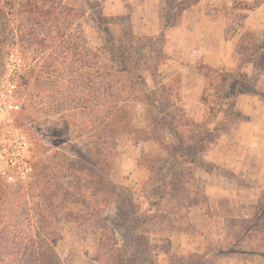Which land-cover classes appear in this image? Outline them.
I'll list each match as a JSON object with an SVG mask.
<instances>
[{
  "label": "rangeland",
  "instance_id": "rangeland-1",
  "mask_svg": "<svg viewBox=\"0 0 264 264\" xmlns=\"http://www.w3.org/2000/svg\"><path fill=\"white\" fill-rule=\"evenodd\" d=\"M27 1L0 0L1 6L12 7V31L0 67V191L6 195L0 227L9 231L11 242L10 232L15 229L19 236L15 239L21 242L29 233L41 235L62 264H113L117 253L130 243L132 227L118 212L125 202L108 187L97 193L96 186L85 195L75 187V174L93 175L97 184L121 189L139 210L166 218L162 224L160 219L152 224L145 236L152 264H264L262 227L245 237L241 247L234 242L240 231L237 220L259 221L264 205V74L259 84L243 87L237 96L236 101L241 96L246 99L243 105L250 113L226 117L239 81L238 67L215 68L232 74L222 81L207 65L196 62L191 68L184 63L175 42L167 50L162 38L130 46L132 36L148 37L133 33L131 18L105 22L98 17L102 3L90 1L85 10L81 0L62 1L85 13L80 23L88 48L98 58L93 67L73 65L70 60L61 64L63 55L57 50L58 63L51 64L52 54L29 44L24 47L18 38V31L24 29L21 5ZM215 1L219 7L208 8V14L226 13V24L246 16L239 19L237 31L226 37L233 41L240 63L242 48L264 41V31L262 35L245 27L256 9L247 11L242 4L254 0H236L229 6L228 0ZM176 5L178 0H161V14ZM132 10L137 12L129 8L125 16ZM138 26L137 32L144 31ZM115 52L125 53V59ZM248 66L242 65V74ZM91 83L105 99L117 96L127 101L117 115L115 144L98 148L101 154H94L97 148L88 137L91 126L81 108L89 98L78 102L62 98L59 92L72 85L84 89ZM209 132L213 141L198 158L195 176L201 187L193 195L194 207L179 211L176 201L160 199L162 171L152 174L143 161L161 153L160 143L176 151L177 133L189 145L195 140L192 146H197ZM241 161L246 166L232 170ZM191 256L195 263L188 259Z\"/></svg>",
  "mask_w": 264,
  "mask_h": 264
},
{
  "label": "trees",
  "instance_id": "trees-1",
  "mask_svg": "<svg viewBox=\"0 0 264 264\" xmlns=\"http://www.w3.org/2000/svg\"><path fill=\"white\" fill-rule=\"evenodd\" d=\"M184 1L185 0H178V5L172 7L171 11H166V13L163 14L166 30L175 25L176 21L186 9L196 5L200 0H194L186 7H181L184 4ZM81 2L86 10L90 1L81 0ZM263 3L264 0H254L252 3L242 4V6L245 10L252 11L260 7ZM21 7L24 22L20 27L23 26L24 29L18 31V38L20 36V43L24 47L26 44H29L32 47L36 46L43 54H52V57L50 58L51 64L58 63L55 57V52L58 50L60 52L59 54L63 55V61L61 64H66V60H70L73 65L88 63L89 66L93 67L98 55L96 51H92L88 48V41L80 23L85 15L82 10L66 6L63 4L62 0H28L26 3L22 4ZM10 8L12 9V7ZM10 8H8V10L6 7L0 5V67L2 64V53L8 44L12 31ZM98 17L108 23H115L124 18L130 19V15H127L128 18L126 16H105L103 8H101ZM235 18H237L236 23L234 21L232 24H229L228 20L225 31L226 37H229L231 33L234 34L237 31L235 29L238 25L237 23L239 19L244 20L246 16L239 15ZM230 19L232 20L231 17ZM233 20L235 19L233 18ZM160 38L161 37L134 38L132 36L130 39V46L137 43L136 41L146 42L150 40L151 42H155ZM115 53L118 55V58L122 57L123 60L125 59V53ZM244 64L253 66L254 75L252 77L242 74L241 68ZM210 70L212 73H217L222 81L232 76L231 73L222 74L219 71H216V69L211 68ZM236 72L239 75V81L236 84L232 96L233 99H231V103L229 104V113L226 117L231 114H238L236 100L237 96L241 93V89L243 87H254L257 76L264 74V41L262 43L247 45L245 49H241V59ZM79 88L72 85L67 87V91L61 89L59 92L63 93L62 98H65L66 96L65 99H78V102L83 98H89L86 102V106H81V108L84 110V114L87 117H85V120L88 121V124L91 126V135L88 134V137L92 147L97 148L94 154H101L100 149L98 148L105 149L109 146L112 147L115 144V123L117 115L122 108L121 105L125 104L127 101L121 100L117 96L112 97L113 99H105L106 95L93 83L87 85L84 89L82 85L79 86ZM55 90H58V88L56 87ZM199 126L204 127L206 125L202 124ZM212 134V132L207 133L203 138L197 141V146H192L195 140H191V145H189L188 140H181V136H178L177 133L176 140L178 142V149L176 151L171 150L170 148L165 147L163 143H160L162 149L161 153L153 156L149 161H143L144 166L152 174H155L157 170L162 171V174L158 179L160 199L169 197L176 201L177 210L179 211H190L194 207V204L192 203L193 195L196 193L195 191L197 188L200 189L201 187V183L195 176L196 170L199 166L198 158L205 153L208 145L212 143ZM156 141H158V139H156ZM88 161L94 165L92 158H89ZM161 162L165 164L160 167L159 164ZM99 163L101 162L99 161ZM175 166H177L178 169H175ZM105 167L104 164V166H102V172L105 171ZM75 178L77 179L75 187L81 190L82 195L93 190L96 186H98L95 191L97 193L100 191V188L106 190V187H108V190L112 191V194H116L118 199L125 202L122 204L123 206L120 205V207H118V212L125 223L131 225L132 237L130 243L125 245L117 253L113 264H152V254L151 251H148V240H146L145 236L149 233L148 231L151 230L150 228L152 224H158L156 221L159 220L160 217L153 214L152 210H139L132 202V199H125L127 197L118 187L106 186L104 183L97 184L93 175H87L86 178H79L78 175L75 174ZM54 187L52 188L55 190ZM124 204H126V206ZM5 205L6 195L3 191H0V217L3 215ZM50 212L53 211L51 210ZM260 217V220L255 221V223L247 220H237L236 227L240 229V231H237V236L235 237L236 240L234 241L237 247H241L243 245V239L258 228L262 227L264 230V205L261 208ZM165 219L166 218L162 217L159 220L160 223L162 224ZM8 233V230H4L0 227V264H62L58 255L54 251L53 246L50 243H46V241H41V235L37 236V234L33 235L29 233L27 234L25 241L21 242L15 239L19 236L16 235L17 232L13 229V231L10 232L13 236L11 242V237ZM14 241L18 243H15ZM143 243L144 246L146 245L147 247H143ZM223 250L225 249H219V251ZM236 251L238 252L237 249H235L234 252ZM247 255L248 253H245L244 251V256ZM260 256L264 255L260 254ZM132 257L136 258V260H133ZM188 259L192 262L194 261V263L196 262L195 258L192 256Z\"/></svg>",
  "mask_w": 264,
  "mask_h": 264
},
{
  "label": "crops",
  "instance_id": "crops-1",
  "mask_svg": "<svg viewBox=\"0 0 264 264\" xmlns=\"http://www.w3.org/2000/svg\"><path fill=\"white\" fill-rule=\"evenodd\" d=\"M89 1L102 3L103 13L108 17H122L127 14L126 12H128L129 8L136 9V13H132L133 10L129 11L133 33L137 36L161 37L164 40V50H167L168 45H174L175 42L178 47L174 45V48H179L182 56L181 60L187 65H191V68L196 67L194 66L196 62L214 69L221 67L232 71L238 67L239 60L237 58L239 56L237 49L233 45V41L227 39L225 35L226 13L222 14V12H219L218 15L216 13L214 15L208 14V8L219 7L218 2L215 0H200L196 5L186 9L175 25L167 30L161 14V0ZM234 1L236 0H228L227 6ZM239 1L250 2L252 0ZM138 24L142 25L144 31L137 32L140 30ZM245 27L249 32L258 30L263 35L264 3L250 13L245 22ZM185 37L187 38V43H184ZM245 73L246 76L252 77L254 75L253 66L249 65L245 69ZM261 76H257V84H259ZM241 98L242 96L237 101L236 109L242 114H249L250 111L246 110L243 105V100L245 101L246 99ZM241 162L232 165L231 167L234 168L232 170L238 172V170L242 169L241 166H246L245 161ZM221 197L223 198V196Z\"/></svg>",
  "mask_w": 264,
  "mask_h": 264
}]
</instances>
